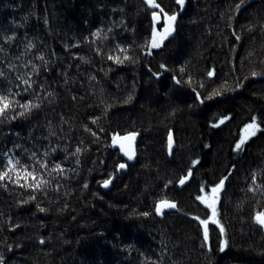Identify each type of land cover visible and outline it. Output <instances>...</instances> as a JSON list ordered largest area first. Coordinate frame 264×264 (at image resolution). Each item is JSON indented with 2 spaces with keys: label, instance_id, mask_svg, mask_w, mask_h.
Instances as JSON below:
<instances>
[{
  "label": "trees",
  "instance_id": "1",
  "mask_svg": "<svg viewBox=\"0 0 264 264\" xmlns=\"http://www.w3.org/2000/svg\"><path fill=\"white\" fill-rule=\"evenodd\" d=\"M155 3L0 0V264H264V0Z\"/></svg>",
  "mask_w": 264,
  "mask_h": 264
},
{
  "label": "snow or ice",
  "instance_id": "2",
  "mask_svg": "<svg viewBox=\"0 0 264 264\" xmlns=\"http://www.w3.org/2000/svg\"><path fill=\"white\" fill-rule=\"evenodd\" d=\"M176 2L178 4L183 5L184 0H176ZM242 2H243V0H242ZM146 3H148L150 6L155 7V8H158L159 7V5L155 3V0H146ZM239 7H240V5H237V8H239ZM153 17H154V19L156 18V13H153ZM167 19L169 21H175L176 17H175V15H173V16L167 17ZM154 32H155V30H154ZM94 35H97L98 36L99 33L97 32ZM151 46L153 48H156V47H159L160 45L155 40H153ZM109 58L111 59L112 57H109ZM41 59H43V58L41 57ZM161 67L163 68L164 65H161ZM209 75H211V73H209ZM9 107H10V104H9V102L7 100V97H0V114H3ZM23 107L27 110L29 107H35V105H24ZM254 128H255V122H253V124H249V125L246 126V129H254ZM251 134L252 135H255V131H252ZM170 141H171V136H170ZM243 143H244V137L241 138V141L236 145V148L237 149H240V147H241V145ZM79 151H80V149L78 148L77 149V152H79ZM131 158L132 157L129 156V159H131ZM123 167H125V165L121 164L120 165V168H123ZM57 168H59V165H57ZM188 175L189 176L191 175V170H189V174ZM0 178H2V177H0ZM187 179H188L187 176L186 177H181L179 183L181 185H183ZM104 183H105V186H107L108 181H105ZM223 183H224V180H221L220 183L216 187H214L212 189V192L213 193H217L218 190L223 185ZM201 190L203 191V188ZM197 199H200L202 202H204V203L207 204V201L203 197L198 196ZM207 206L210 207V208H213V216L212 217H209V220H211L213 223H217L218 224V222L214 219V217L216 215L214 206L212 204H207ZM175 207H176V205L174 203H172V202H169V201H160V202H158L155 210H156L157 214H161L162 208H175ZM41 211H43V209H41ZM145 215H147V213H145ZM196 219H199V218H196ZM256 219H257V222L258 223L264 225V212L257 213ZM209 220H200V224L204 226V238H205V241H207V238H208L207 225L209 223ZM218 226L220 227L221 234H223V232H224L223 227L220 226L219 224H218ZM41 242H43V241H41ZM224 246H225L224 243H222L221 244V250H223Z\"/></svg>",
  "mask_w": 264,
  "mask_h": 264
},
{
  "label": "rangeland",
  "instance_id": "3",
  "mask_svg": "<svg viewBox=\"0 0 264 264\" xmlns=\"http://www.w3.org/2000/svg\"><path fill=\"white\" fill-rule=\"evenodd\" d=\"M154 13H156V12H154ZM153 15V14H152ZM156 15H158L157 13H156ZM159 19H160V17H159ZM153 21V20H152ZM161 22V19L159 20V22H158V24L157 23H155L154 21H153V24H154V26L157 28V29H154L155 30V32H154V30H153V34L151 35V42L149 43V45H148V49H149V51L150 50H152L153 49V47L151 46L152 45V42H153V40H155L159 45L162 43V41L165 39V37L167 36V35H169L170 33H171V23H172V21H169L168 19H167V17H165V18H163V21H162V24H161V26L160 27H157L158 25H159V23ZM157 48V47H156ZM247 125H249V124H247ZM247 125H245L243 128H242V132H241V134H240V139H239V142L241 141V138L242 137H244V141H246L248 138H250V137H252L253 135L251 134V132L252 131H255V133L257 132V130H258V126L255 124V128L254 129H246V126ZM128 161H130V160H128ZM219 191V190H218ZM218 193V192H217ZM217 193H213L212 192V190H209V191H202V194H201V196L200 197H203L206 201H207V204H212L213 206H214V208H215V213H216V215H215V217H214V219L218 222L219 220L217 219V211H216V202H217ZM201 201V200H200ZM202 202V201H201ZM204 203V202H203ZM206 206H207V204L206 203H204ZM208 207V206H207ZM209 209H211V214H210V216L209 217H212L213 216V208H210V207H208ZM208 220H209V218H208ZM209 223L210 224H217V223H213L211 220H209ZM218 225V224H217ZM202 227H203V230H204V226L202 225Z\"/></svg>",
  "mask_w": 264,
  "mask_h": 264
},
{
  "label": "water",
  "instance_id": "4",
  "mask_svg": "<svg viewBox=\"0 0 264 264\" xmlns=\"http://www.w3.org/2000/svg\"><path fill=\"white\" fill-rule=\"evenodd\" d=\"M178 5L182 6L181 4H178ZM151 17H152V20L155 23L158 24V22L160 20L159 17H158V15H156V18L155 19H154L153 15ZM170 136H171V141H170ZM114 142H115L116 147L119 149L120 155L124 159L130 160L132 162L133 159H134V154H133V151H134V149H133L134 141H126V140L121 141L119 139H114ZM167 146H168V153H170L174 149L172 135H170V134H169L168 139H167ZM129 156H131L132 158L129 159ZM186 181H185V183H186ZM180 185L181 184L178 183V186H180ZM171 209H173V208H162V212H170Z\"/></svg>",
  "mask_w": 264,
  "mask_h": 264
}]
</instances>
